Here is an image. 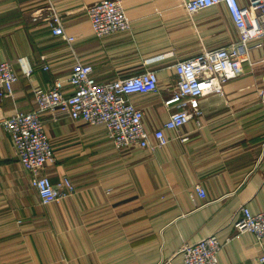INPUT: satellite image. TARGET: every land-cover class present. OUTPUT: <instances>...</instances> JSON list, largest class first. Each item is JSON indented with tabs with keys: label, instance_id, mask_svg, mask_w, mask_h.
I'll use <instances>...</instances> for the list:
<instances>
[{
	"label": "crops",
	"instance_id": "1",
	"mask_svg": "<svg viewBox=\"0 0 264 264\" xmlns=\"http://www.w3.org/2000/svg\"><path fill=\"white\" fill-rule=\"evenodd\" d=\"M99 1L0 0V64H12L19 77L14 96L0 99V120L35 110L33 88L66 80L76 60L93 67L99 84L156 71L160 90L132 97L155 144L178 82L172 67L239 40L223 5L190 17L183 0H123L131 30L98 39L87 9ZM49 6L72 46L46 19L33 20ZM23 57L30 77L21 73ZM263 58L262 40L251 42L224 94L203 98L199 121L169 133L170 143L153 152H119L103 127L44 116L57 159L45 174L55 185L68 177L77 192L59 204L41 203L0 123V264H182V247L212 235L223 245L219 264H263L264 244L236 237L233 227L243 206L264 211Z\"/></svg>",
	"mask_w": 264,
	"mask_h": 264
},
{
	"label": "built area",
	"instance_id": "2",
	"mask_svg": "<svg viewBox=\"0 0 264 264\" xmlns=\"http://www.w3.org/2000/svg\"><path fill=\"white\" fill-rule=\"evenodd\" d=\"M219 5L225 7L239 32V40L227 47L205 50L200 55L180 61L172 67V73L178 82L172 95L164 101L168 121L162 129L154 133L155 144L150 142L144 129V113L137 108L132 97L150 95L160 90V79L156 71H146L136 76L99 84L93 75V67L76 60L66 80H56L46 91L40 87L33 88L35 110L16 113L0 120L10 134L19 163L31 176L43 205L59 204L77 194L68 177L55 185L45 174L46 166L54 164L57 159L44 125V116H49L54 121L69 118L83 125L103 127L112 139L114 149L119 152L134 149L153 152L170 143L169 133L179 131L193 120L199 121L203 115V98L224 94V86L237 78L236 62L241 56L247 55L249 44L262 40L264 45V0H183L181 6L192 17ZM87 15L93 35L98 39L127 33L132 28L123 0L99 1L88 7ZM42 19L48 21L55 37L70 46L75 43V38L66 34L62 17L53 7L49 6L45 13H37L33 20L39 22ZM71 52L74 55L72 48ZM18 64L23 75H32L33 68L27 58L18 59ZM43 69L48 71L49 67L45 66ZM18 80L12 64H0L1 100L14 96V86ZM67 87L72 89L71 95L66 94ZM259 93L264 102V79ZM195 191L202 199L207 197L201 185H196ZM240 212L233 225L235 236H251L262 246L264 211L254 214L245 205ZM222 248V243L215 235L194 244H187L181 249L182 264H219ZM261 262L264 264V257Z\"/></svg>",
	"mask_w": 264,
	"mask_h": 264
}]
</instances>
